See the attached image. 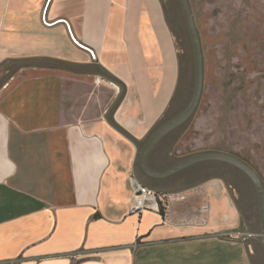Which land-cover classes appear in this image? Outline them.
<instances>
[{
	"label": "crops",
	"instance_id": "0c3cea01",
	"mask_svg": "<svg viewBox=\"0 0 264 264\" xmlns=\"http://www.w3.org/2000/svg\"><path fill=\"white\" fill-rule=\"evenodd\" d=\"M177 82L159 0H0V264H264L230 235L260 214L232 164L154 178L186 198L130 211L140 149ZM173 133L150 151L153 170Z\"/></svg>",
	"mask_w": 264,
	"mask_h": 264
},
{
	"label": "rangeland",
	"instance_id": "374dc122",
	"mask_svg": "<svg viewBox=\"0 0 264 264\" xmlns=\"http://www.w3.org/2000/svg\"><path fill=\"white\" fill-rule=\"evenodd\" d=\"M178 59L174 107L161 123L191 102L196 80L195 55L180 0H159ZM200 33L205 64L204 91L198 109L175 129L161 166L206 151L234 154L251 165L264 183V0H189ZM123 93L122 86L118 83ZM234 177L250 184V177L233 167ZM231 172V170L229 171ZM219 171L218 175H224ZM138 174L158 192L154 178ZM173 193V192H166ZM243 231L252 234V257L264 260L259 208L245 214ZM237 233H242L237 232Z\"/></svg>",
	"mask_w": 264,
	"mask_h": 264
},
{
	"label": "water",
	"instance_id": "95a60500",
	"mask_svg": "<svg viewBox=\"0 0 264 264\" xmlns=\"http://www.w3.org/2000/svg\"><path fill=\"white\" fill-rule=\"evenodd\" d=\"M187 25L190 31L194 55H195V71H196V80H195V88L194 94L190 104L179 114L172 117L171 119L161 123L146 139L144 144L140 149L139 154V167L140 170L147 176L155 179H162L169 177L175 174L178 171H181L193 164L209 161V160H216L222 161L229 164L234 165L235 167L241 169L245 174H247L250 179L253 181L257 195L259 199V206H260V215H261V224H262V236L264 242V183L260 176V174L248 163L244 160L239 158L238 156L223 152V151H206L200 152L188 157H185L172 165L171 167L156 171L150 168L147 163V158L150 151L153 147L166 135L183 125L184 123L188 122L196 113L198 106L200 104L202 94L204 91V83H205V64H204V52L201 42L200 33L194 18L193 10L189 0H180Z\"/></svg>",
	"mask_w": 264,
	"mask_h": 264
},
{
	"label": "built area",
	"instance_id": "2783aa9c",
	"mask_svg": "<svg viewBox=\"0 0 264 264\" xmlns=\"http://www.w3.org/2000/svg\"><path fill=\"white\" fill-rule=\"evenodd\" d=\"M102 79L100 77L96 78V84L102 83ZM109 85L114 87L117 94L120 93V86L115 81H107ZM132 184L134 188V195L131 198L130 202V211L132 213L141 214L146 210H153L160 213H168L173 204L177 201L184 200L186 198L185 193L176 192V193H166V192H158L146 185H144L137 177H132ZM232 237L243 238L247 240L249 233H235L230 234Z\"/></svg>",
	"mask_w": 264,
	"mask_h": 264
}]
</instances>
